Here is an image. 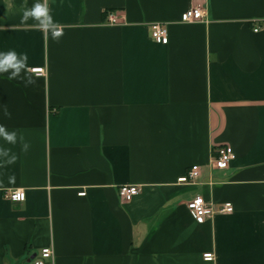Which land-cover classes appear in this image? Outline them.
<instances>
[{"label":"crops","instance_id":"1","mask_svg":"<svg viewBox=\"0 0 264 264\" xmlns=\"http://www.w3.org/2000/svg\"><path fill=\"white\" fill-rule=\"evenodd\" d=\"M24 3L0 0V52H26L35 81L0 74V125L29 145L0 138L16 156L0 158V264L46 247L54 264H264V0H47L59 42L21 22ZM191 4L203 20H181ZM196 195L234 209L199 223Z\"/></svg>","mask_w":264,"mask_h":264},{"label":"built area","instance_id":"2","mask_svg":"<svg viewBox=\"0 0 264 264\" xmlns=\"http://www.w3.org/2000/svg\"><path fill=\"white\" fill-rule=\"evenodd\" d=\"M205 17L204 7L201 5L191 4L181 16L183 22H193L203 20ZM108 19L112 23L118 22V14L116 12L108 13ZM151 35L156 41L167 44L169 41L168 29L165 23L157 21L151 24ZM33 71L37 74H43L44 68H35ZM236 158V153L227 146L217 148L216 155L213 160V165L217 168H227L230 163ZM199 165H193L187 174L180 177V182H189L195 180L199 175ZM141 192L140 185L127 184L119 187V195L121 199L130 201L135 195ZM81 194H84L82 192ZM6 197L13 202H23L26 198V192L23 189L9 190ZM188 208L193 213V216L199 223H204L216 213L232 212L234 207L231 202H226L221 205L209 203L202 195H196L188 202ZM213 252L204 253V259L214 260ZM30 264H54V255L51 247L43 248L40 255L31 258Z\"/></svg>","mask_w":264,"mask_h":264},{"label":"clouds","instance_id":"3","mask_svg":"<svg viewBox=\"0 0 264 264\" xmlns=\"http://www.w3.org/2000/svg\"><path fill=\"white\" fill-rule=\"evenodd\" d=\"M21 11L22 23L32 20L35 22L34 26L38 30L46 35L50 34L53 41H60L64 34L63 28L53 19L47 0H42V2L41 0H36L31 8L26 6L25 0V3L21 6ZM28 60L29 56L26 52L17 53L15 50L0 52V74L7 73L9 80H19L25 87L32 85L35 81L28 75L30 71ZM3 113L7 117L11 116L6 106L3 109ZM0 138L9 145H15L19 142L22 144V150H28L29 145L24 142L23 136H18L15 130H7L3 125H0ZM0 158H4L5 164H12L16 160L15 154H11V149L3 147H0Z\"/></svg>","mask_w":264,"mask_h":264}]
</instances>
